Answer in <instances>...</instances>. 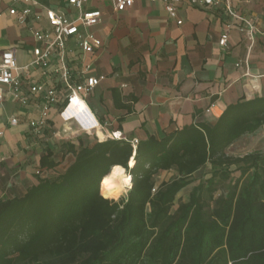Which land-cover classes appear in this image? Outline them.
<instances>
[{
	"label": "trees",
	"instance_id": "trees-1",
	"mask_svg": "<svg viewBox=\"0 0 264 264\" xmlns=\"http://www.w3.org/2000/svg\"><path fill=\"white\" fill-rule=\"evenodd\" d=\"M262 127L264 95L229 104L215 119L149 135L136 148L87 133L58 152L48 148L40 160L47 171L61 164L59 156L73 158L23 195L0 199V264H264V154L228 153ZM208 164L209 175L201 174ZM113 166L131 176L119 200L105 193ZM232 166L240 176L226 185ZM171 170L172 178L156 180Z\"/></svg>",
	"mask_w": 264,
	"mask_h": 264
},
{
	"label": "crops",
	"instance_id": "crops-1",
	"mask_svg": "<svg viewBox=\"0 0 264 264\" xmlns=\"http://www.w3.org/2000/svg\"><path fill=\"white\" fill-rule=\"evenodd\" d=\"M232 2L256 23L258 33L252 48L237 27L229 31L227 46L219 43L228 19L221 2L209 8L183 3L179 24L161 2L135 0L132 7L116 12L114 0H88L87 8L102 11V20L93 29L103 46L84 55L70 38L68 45L75 53L67 54L66 61L79 75L77 81L82 79L83 64L91 65L87 75L101 77L87 104L82 100L98 125L94 131L104 138L163 137L198 120L215 119L227 105L241 99L263 96L264 0ZM24 6L21 0H0V62L4 50L16 47L17 64L22 67L18 76L28 94L30 85L44 81L42 69L30 66L33 48L43 45L32 29L50 28L44 16L47 7L70 16L73 10L68 0H38L32 14L22 21L19 12ZM11 8L17 13L11 14ZM34 13L42 14V19L35 20ZM57 63L58 53L54 52L51 69ZM44 102V95L36 94L24 105L6 90L0 103V199L23 195L47 172L40 165L49 148L43 142L46 136L61 133L62 127L71 138L86 131L75 120H64L60 114L63 103H59L51 109L43 136L36 137L30 120L40 118ZM13 116L19 119L16 125L9 122Z\"/></svg>",
	"mask_w": 264,
	"mask_h": 264
},
{
	"label": "built area",
	"instance_id": "built-area-1",
	"mask_svg": "<svg viewBox=\"0 0 264 264\" xmlns=\"http://www.w3.org/2000/svg\"><path fill=\"white\" fill-rule=\"evenodd\" d=\"M25 6L19 12V18L24 21L28 15L32 14V6L38 3V0H21ZM151 2H161L164 4L170 17L176 18L181 24L182 20L178 18V11L183 3L189 5L209 8L218 3H223V9L228 16L225 23V32L221 35L219 43L227 46L229 31L237 27L244 33L250 41L249 48H252L258 29L253 18L247 17L234 6L232 0H150ZM88 0H68V4L73 10V15L66 12L47 7L44 9V16L47 19L50 28L42 30L33 28L32 32L38 42L43 45H36L33 50V59L30 63L32 67L42 69L44 76L43 82H37L29 86V93H25L23 82L18 76L22 69L17 64L16 47L6 49L1 54L0 62V103L3 101L6 90L12 95L14 100L21 104H28L30 97L36 94H43L45 102L42 106L41 116L38 119H31L30 126L36 137L43 136V128L48 123L51 115V109L55 104L63 103L60 114L64 116L65 111L72 105L75 99L80 98L87 104V97L92 93L95 86L99 83L101 77L87 75L91 65L83 64L81 66V80L77 81V74L73 72L66 61L67 54H74L75 50L68 45V40L73 38L75 46L86 55L94 53L103 46V40L93 29L102 20V11L99 8H87ZM135 0H114L116 12H123L134 5ZM11 14H16V8L10 9ZM42 14L34 13L35 20H41ZM58 53V63L52 67L53 53ZM245 63L248 64L246 58ZM241 64L238 63L237 66ZM58 82H55L54 79ZM75 120L82 128L80 122ZM19 119L16 116L10 118V124L16 125ZM98 125L92 130H96ZM92 130H86L87 132ZM3 134V132H0ZM110 138H116L114 136ZM138 139L131 140L134 148L137 147Z\"/></svg>",
	"mask_w": 264,
	"mask_h": 264
},
{
	"label": "rangeland",
	"instance_id": "rangeland-1",
	"mask_svg": "<svg viewBox=\"0 0 264 264\" xmlns=\"http://www.w3.org/2000/svg\"><path fill=\"white\" fill-rule=\"evenodd\" d=\"M71 122H74V120H68ZM67 121V122H68ZM74 127L75 125H77V123H73ZM63 128V127H62ZM61 128V133H57L55 134H50L47 137V140H43L45 146L49 147V148H53L54 150H56V152H58L60 150V146L62 144V142L68 141V140H75L77 139L80 135H83L84 133H87L91 138H104L103 136L99 135L96 133V131L92 130L90 132L87 131H80L79 136H74L73 138H71L70 136H67L64 132V130H62ZM82 133V134H81ZM45 147V148H47ZM251 152H260L264 154V127H262L260 130H258L256 133L254 134H250L247 135L245 137H243L242 139L238 140V143H234V145H232V147H230L228 149V153L230 155H234V156H243L247 153H251ZM61 160V164L54 170H49L46 173H44V176H56L58 174V172H60L63 168H65L70 161L73 158L72 154L67 155L64 159H62L61 156L58 157ZM232 173L230 175V178L226 181V185L229 184L231 181L234 182L239 176H240V171L236 168V166H232ZM209 170L210 168H203L202 173L205 175H209ZM126 172L128 173V171L126 170ZM129 174V173H128ZM176 174L175 170H171V171H163L161 173H159L156 176V180L158 182H161L163 180H169L170 178H172L174 175ZM201 174L196 173L193 177L194 178H198ZM130 184L129 186H126V188H124L123 191H118L115 188H112L111 186H108L107 184H105V193H107V189L109 192H111L112 194H114L116 197L110 198V199H114V200H119L122 197H125L129 191V189L131 188ZM191 187H188V189H184L183 191H181L178 194L177 200H176V204H178L179 202V198L183 199L185 196H187V191L190 190ZM219 193V192H218ZM108 198V197H107Z\"/></svg>",
	"mask_w": 264,
	"mask_h": 264
},
{
	"label": "bare ground",
	"instance_id": "bare-ground-1",
	"mask_svg": "<svg viewBox=\"0 0 264 264\" xmlns=\"http://www.w3.org/2000/svg\"><path fill=\"white\" fill-rule=\"evenodd\" d=\"M63 117L76 119L86 130H92V128L96 127L94 116L80 98L74 100L72 105L65 111ZM133 164L134 160L131 159L130 165ZM104 181L108 186L118 191H123L126 186L132 184L131 176L121 166H113L110 172L104 177Z\"/></svg>",
	"mask_w": 264,
	"mask_h": 264
}]
</instances>
